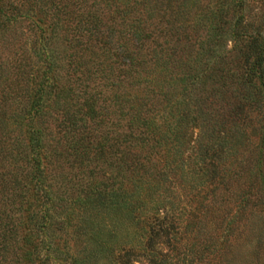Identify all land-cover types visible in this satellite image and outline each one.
Returning <instances> with one entry per match:
<instances>
[{
    "label": "trees",
    "instance_id": "16d2710c",
    "mask_svg": "<svg viewBox=\"0 0 264 264\" xmlns=\"http://www.w3.org/2000/svg\"><path fill=\"white\" fill-rule=\"evenodd\" d=\"M245 3L0 0V264H60L68 254V224L61 216L81 200L82 192L79 188L65 193L59 158L69 150L71 157L92 160L95 146L84 145L82 136L72 131L81 121L72 108L90 90L99 94L95 83L82 79H100L103 58L108 65L113 61L115 79H123L110 81L105 88L114 92L116 124L126 116L128 129L112 139L119 180L114 177L117 187L110 200L134 211V234L140 244L155 225L188 228L193 207L183 211V218L173 213L168 191L179 172L173 159L161 152L158 123L165 120L163 112L173 105V97L188 90L187 84L232 79L226 60L242 42L250 43L255 52L246 83L261 82L264 38L247 33ZM200 27L205 28V37L197 41ZM22 32L30 33L31 45L16 53L10 49L11 37ZM6 52L13 57L10 75L2 68L9 58H3ZM161 79H170L165 91ZM119 90L121 95L116 94ZM155 96L164 97V107H158ZM7 118L18 130L11 141L1 133ZM210 131L205 133L204 154L194 155L197 162L212 160L205 154L212 144ZM260 140L263 145L264 128ZM213 162L207 163L211 169L199 165L198 171L211 175ZM201 174L188 172L184 184L188 188L198 184ZM96 196L103 205L101 193Z\"/></svg>",
    "mask_w": 264,
    "mask_h": 264
},
{
    "label": "rangeland",
    "instance_id": "374dc122",
    "mask_svg": "<svg viewBox=\"0 0 264 264\" xmlns=\"http://www.w3.org/2000/svg\"><path fill=\"white\" fill-rule=\"evenodd\" d=\"M245 1L247 33L264 38V0ZM204 34L205 28L200 27L195 39L204 38ZM11 38L10 49L16 53L31 45L30 33ZM4 55L9 58L3 60V73L10 75L13 57L7 52ZM254 55L250 43H240L226 60L227 75L232 79L187 84L188 90L174 96L173 105L164 110L165 120L158 123L161 152L173 159L179 172L168 195L177 217L183 218V211L193 207L191 224L185 230L182 225H155L142 244L134 234V211L110 200L117 187L115 178L119 180L113 168L116 155L112 139L116 133H128V129L126 116L116 124L111 98L114 92L105 84L123 79H115L113 61L105 64L106 58L100 79H82L88 85L95 83L100 92L93 95L95 90H90L77 100L72 110L81 121L72 131L82 136L84 145L95 148L91 147L90 161L69 156V150L59 158L65 193L79 188L82 192L81 200L61 216L68 224V254L60 264H168L169 260L174 264H264V144L260 143L264 128V63L262 84L255 80L247 84L245 79ZM151 80L148 89L153 92ZM168 80L161 79L162 91ZM117 93L121 95L120 90ZM163 98L155 96L159 108L164 107ZM11 120L1 123L5 128L1 133L9 136V141L18 131ZM209 130L212 144L205 154L212 156L209 159L214 160L215 170L206 175L198 171L199 165L206 169L211 161L197 162L194 155L199 151L204 154L206 149L202 147ZM100 134L106 138L104 142ZM54 138L61 143L59 135ZM188 172L202 175L200 182L190 188L184 184ZM97 193H101L103 205L97 202Z\"/></svg>",
    "mask_w": 264,
    "mask_h": 264
}]
</instances>
